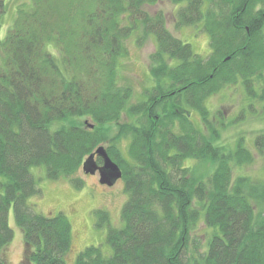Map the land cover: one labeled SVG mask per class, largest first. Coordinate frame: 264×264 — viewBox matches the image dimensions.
<instances>
[{
    "label": "trees",
    "instance_id": "trees-1",
    "mask_svg": "<svg viewBox=\"0 0 264 264\" xmlns=\"http://www.w3.org/2000/svg\"><path fill=\"white\" fill-rule=\"evenodd\" d=\"M159 1L30 0L0 34V264L14 235L12 205L24 234L20 264H66L71 221L29 204L41 193L31 169L80 188L73 175L104 143L128 193L123 225L109 226V255L91 244L75 264H264V178H233V166L254 156L243 136L233 147L221 142L227 124L216 119L218 128L206 104L241 82L264 111V0H170L178 29L200 25L208 33L207 56L168 29L163 11L147 10ZM5 12L0 0V30ZM135 31L138 44L154 35V85L129 103L133 87L119 83V64ZM124 137L128 158L117 143ZM254 141L264 152V130ZM189 160L211 171L195 177ZM98 214L99 226L109 224L105 211ZM201 221L204 239L195 233Z\"/></svg>",
    "mask_w": 264,
    "mask_h": 264
},
{
    "label": "rangeland",
    "instance_id": "rangeland-1",
    "mask_svg": "<svg viewBox=\"0 0 264 264\" xmlns=\"http://www.w3.org/2000/svg\"><path fill=\"white\" fill-rule=\"evenodd\" d=\"M30 0H6V12L2 19L0 30L1 37L4 38L9 28L12 27L16 17L17 9L29 3ZM177 5L170 0H161L155 5H148L147 10L154 14L159 10L163 11L167 17V26L173 34L181 38L184 42L192 45L193 51L201 56H207L211 52L210 38L206 31L201 30L200 25H186L176 27ZM140 31V30H138ZM140 33L135 31L126 41L128 53L122 57L119 64V83L128 84L133 87V95L129 103L140 101L147 88L154 85L153 77L150 74V56L156 49L154 35H148L141 44L136 43ZM253 102V111H249L248 103ZM206 104L215 115V121L223 120L227 126L221 128V142L233 147L240 136L244 137L245 146L251 150L254 159L251 163L233 166V178L239 175H250L253 178H264V152H261L255 145L257 134L264 130V111L263 103L257 100H249L243 85L240 83L227 86L220 92L210 96ZM245 113L239 116L242 109ZM193 118L201 124L199 114L193 113ZM123 119L129 120L126 114ZM236 119V120H235ZM87 121V123H86ZM85 124H93L90 119L83 120ZM204 127V126H203ZM112 134L116 132V126ZM110 131V133H111ZM205 132H209L208 128ZM109 143V141H107ZM122 154L128 158L129 139L124 137L118 142ZM106 147V143L101 144ZM188 164L192 167V174L195 177H203L211 171L212 166L204 164L201 161L189 160ZM32 172L36 178L37 186L41 193L33 195L28 199L29 204L41 213L64 212L72 224V242L69 251L65 254L66 264H75L77 255L86 246L102 245L105 254L112 252L111 246L107 242V233L109 226L121 227L123 220L121 213L124 204L128 199V193L125 190V182L119 178L113 186L100 184L99 174L88 175L83 167L73 175L80 177L84 185L76 187L70 177L63 176L58 179H51L47 176L44 167H32ZM0 181H5L4 176L0 175ZM99 211H105L109 216V224L99 226ZM203 220V219H201ZM9 225L14 231L12 240L3 250V259L5 264H20L24 254V234L17 225L14 215V206L9 211ZM205 224L200 223L195 233L198 237L204 239ZM207 231V230H206Z\"/></svg>",
    "mask_w": 264,
    "mask_h": 264
},
{
    "label": "water",
    "instance_id": "water-1",
    "mask_svg": "<svg viewBox=\"0 0 264 264\" xmlns=\"http://www.w3.org/2000/svg\"><path fill=\"white\" fill-rule=\"evenodd\" d=\"M87 123V121H86ZM90 124V127H93ZM96 156L103 159V165L99 166L96 161ZM83 169L85 173H95L97 170L100 172L101 183L113 185L119 178L122 177V170L118 163L111 159L106 147L99 145L83 162Z\"/></svg>",
    "mask_w": 264,
    "mask_h": 264
},
{
    "label": "flooded vegetation",
    "instance_id": "flooded-vegetation-1",
    "mask_svg": "<svg viewBox=\"0 0 264 264\" xmlns=\"http://www.w3.org/2000/svg\"><path fill=\"white\" fill-rule=\"evenodd\" d=\"M99 158H100V156H96V161H97V164L99 165V166H102L103 165V159H102V161L100 162L99 161ZM102 158V157H101ZM96 173H98L99 174V182H101L100 181V172H99V170H97L95 173H86V174H88V175H96ZM100 184H103V185H107V186H113V185H108V184H106V183H100Z\"/></svg>",
    "mask_w": 264,
    "mask_h": 264
}]
</instances>
